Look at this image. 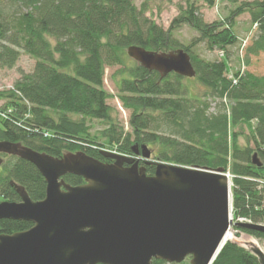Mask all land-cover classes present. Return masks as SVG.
<instances>
[{
	"label": "trees",
	"instance_id": "16d2710c",
	"mask_svg": "<svg viewBox=\"0 0 264 264\" xmlns=\"http://www.w3.org/2000/svg\"><path fill=\"white\" fill-rule=\"evenodd\" d=\"M7 1L19 9L8 13L0 0V66L15 67L21 57L19 49L36 64L32 73H21L13 89L0 91V98L5 99L1 108L12 110L8 119L0 118V142L19 143L55 158L83 151L109 163L112 160L101 149L131 155L135 145H153L162 162L224 168L232 176L234 220L264 224V186L259 184L264 181V75L237 72L229 79L226 61H207L193 51L201 41L211 50L235 45V18L247 12L259 27L248 53H264V0L243 4L225 20L212 24L190 6L169 30L147 16L146 3L138 8L135 0ZM181 25L193 28L200 37L190 45L180 44L173 30ZM131 45L158 52L184 49L197 72L194 80L228 102V111L210 115L207 103L188 98L186 78L172 73L161 79L157 72L129 61L126 50ZM107 66L119 67V99L131 111L130 133L112 117L111 95L104 89ZM92 121L107 125L99 136L91 133ZM243 126L251 133L250 144L244 146L233 131ZM164 127L167 133L161 132ZM255 153L262 167L252 164ZM7 157L9 161L0 167V202L20 201L11 181L23 186L32 200H43L46 181L39 170L26 160ZM147 170L153 175L155 167ZM64 179L72 186L85 183L76 175ZM31 227L25 221L0 220V234ZM242 231L264 240V233ZM152 264L168 263L153 260ZM213 264L259 261L237 243L227 242Z\"/></svg>",
	"mask_w": 264,
	"mask_h": 264
},
{
	"label": "water",
	"instance_id": "95a60500",
	"mask_svg": "<svg viewBox=\"0 0 264 264\" xmlns=\"http://www.w3.org/2000/svg\"><path fill=\"white\" fill-rule=\"evenodd\" d=\"M126 52L161 79L197 76L182 48L158 52L131 45ZM2 154L32 163L46 181V194L34 201L11 181L20 201L0 202V220L32 227L0 234V264H183L188 258L191 264H213L227 242L237 241L228 240L230 232L235 239L242 230L264 233V224L233 223L232 184L224 168L153 161L146 145L133 146L131 156L102 150L110 163L83 151L55 158L6 141L0 142V166ZM252 164L262 167L257 153ZM148 166L155 167L153 175ZM67 175L85 183L72 186ZM237 244L264 264L259 246Z\"/></svg>",
	"mask_w": 264,
	"mask_h": 264
},
{
	"label": "rangeland",
	"instance_id": "374dc122",
	"mask_svg": "<svg viewBox=\"0 0 264 264\" xmlns=\"http://www.w3.org/2000/svg\"><path fill=\"white\" fill-rule=\"evenodd\" d=\"M5 4V11L14 13L19 8L16 6H9L7 0H3ZM263 0H135L138 8H141L145 3L147 4V16L154 20L158 25L162 26L165 30H169L171 26L175 25L173 22L183 14V11L190 6H195L201 18L207 23L212 24L217 21H223L228 18L232 12L236 11L243 4L253 3ZM211 2L213 4H211ZM254 24L251 22L250 14L244 12L235 18L234 31L237 35V43L227 48V50L209 48V45L204 42H198L194 48V53L207 61H226L228 66L227 77L234 79L235 73L252 72L255 75H264V53L257 55L248 53L249 47L257 38L258 31L252 33ZM173 35L175 39L183 45H190L193 41L200 37L199 33L187 25L174 27ZM21 57L15 67L5 68L0 66V91H5L12 88L17 80L20 79L21 73H32L35 68L36 60L24 53L19 49ZM129 61L134 62L132 59ZM249 62V65L247 63ZM129 63V62H128ZM119 67H106L104 74V89L107 91L111 98L108 104L112 109V117L115 119L117 125H120L126 133L131 132L130 117L131 111L125 109L119 99V82L121 76L117 74ZM168 80L175 83V78L170 77ZM184 86L188 90V98H199L202 102L209 105V114L215 115L219 112H226L230 104L212 96L209 89L204 87L200 82L194 78L183 80ZM176 98V97H175ZM5 103V99L0 98V106ZM158 115L150 113V115ZM91 133L99 136L107 125L104 122L92 121L90 122ZM255 125L254 123H252ZM239 133V141L241 145L249 143L251 133L246 126L239 127L233 130ZM161 132L167 133L164 127ZM103 140L100 142L102 143ZM103 144V143H102ZM250 144V143H249ZM153 152V161H157L158 154L153 145L145 144ZM252 146V144H251ZM4 163L9 161V157L2 156ZM170 163V162H169ZM228 174V173H227ZM231 176V175H230ZM232 182V176L230 177ZM237 221H234L236 223ZM239 223H243L242 221ZM247 223V222H246ZM235 227V226H233ZM237 230V229H236ZM240 230V229H238ZM241 231V230H240ZM243 236L257 240L264 248V240L257 239L253 236L243 233ZM242 236V237H243ZM239 243L237 240L235 243ZM241 243V242H240ZM183 264H191L188 258Z\"/></svg>",
	"mask_w": 264,
	"mask_h": 264
},
{
	"label": "built area",
	"instance_id": "2783aa9c",
	"mask_svg": "<svg viewBox=\"0 0 264 264\" xmlns=\"http://www.w3.org/2000/svg\"><path fill=\"white\" fill-rule=\"evenodd\" d=\"M257 28H258V24H255L254 25V29H253V31H252V33L253 32H255L256 30H257ZM12 112V110L11 109H2V108H0V118H2V119H8V117H9V115H10V113ZM259 184H260V187L262 188L263 186H264V181H259ZM243 222V223H251L248 219H246V218H239L238 220H237V222Z\"/></svg>",
	"mask_w": 264,
	"mask_h": 264
},
{
	"label": "bare ground",
	"instance_id": "6f19581e",
	"mask_svg": "<svg viewBox=\"0 0 264 264\" xmlns=\"http://www.w3.org/2000/svg\"><path fill=\"white\" fill-rule=\"evenodd\" d=\"M228 240H239V242H241L243 245L248 246V247H250L253 244L254 246H259L264 251L263 246L260 245V243L253 238H248V237L243 236L240 239H235L233 233L230 232V235L228 236Z\"/></svg>",
	"mask_w": 264,
	"mask_h": 264
}]
</instances>
